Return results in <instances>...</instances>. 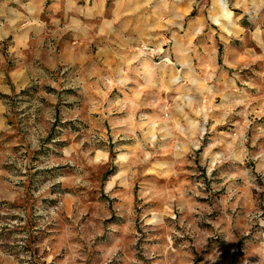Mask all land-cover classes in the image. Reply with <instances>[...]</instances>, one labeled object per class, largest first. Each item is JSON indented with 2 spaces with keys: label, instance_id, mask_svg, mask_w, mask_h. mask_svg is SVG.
<instances>
[{
  "label": "rangeland",
  "instance_id": "1",
  "mask_svg": "<svg viewBox=\"0 0 264 264\" xmlns=\"http://www.w3.org/2000/svg\"><path fill=\"white\" fill-rule=\"evenodd\" d=\"M187 1L19 7L37 25L21 61L0 36V264H264V0Z\"/></svg>",
  "mask_w": 264,
  "mask_h": 264
},
{
  "label": "crops",
  "instance_id": "2",
  "mask_svg": "<svg viewBox=\"0 0 264 264\" xmlns=\"http://www.w3.org/2000/svg\"><path fill=\"white\" fill-rule=\"evenodd\" d=\"M23 0H0V29L1 26L6 23V31H1L0 30V36H8L12 35L13 39V45L10 46V50L15 54V56L18 57V59L21 61L24 58V50L27 47V40L31 36L30 31L33 27V24L37 25V20L34 18L30 19L29 22H26L28 18L25 17L24 13L22 14L20 11L19 7H23L24 5V11H29V15L33 16L35 10L38 9L39 4L42 0H26L25 2H22ZM118 3L121 6H126V10L129 11H135L138 10V5L139 2L138 0H118ZM185 3V2H184ZM189 5H191V0L187 1ZM27 9V10H26ZM180 9H183L181 7H176L171 5L170 10L175 12V14L179 15ZM32 11V12H31ZM27 13V12H26ZM137 14L133 15V23L129 25V31H128V39L126 38L127 41L130 43H138L142 41L140 32L141 30H137L139 25L138 24V17L136 16ZM29 20V19H28ZM31 23V24H30ZM113 26V25H112ZM147 29H152V26L149 24L147 26H144ZM19 34H23L22 36ZM110 38L109 36H106ZM23 42V43H22ZM178 42L176 45L178 46ZM103 45V43H102ZM120 47L121 49H126L125 42H120ZM98 56L100 58H107V56L113 52V50H116L112 45L106 44L103 45L102 47L99 46L97 48ZM118 50V49H117ZM119 51V50H118ZM184 51L187 53L191 52V47L186 46L184 48ZM21 68H26L27 65H20ZM26 73V72H25Z\"/></svg>",
  "mask_w": 264,
  "mask_h": 264
},
{
  "label": "bare ground",
  "instance_id": "3",
  "mask_svg": "<svg viewBox=\"0 0 264 264\" xmlns=\"http://www.w3.org/2000/svg\"><path fill=\"white\" fill-rule=\"evenodd\" d=\"M221 2H223V1H221Z\"/></svg>",
  "mask_w": 264,
  "mask_h": 264
}]
</instances>
